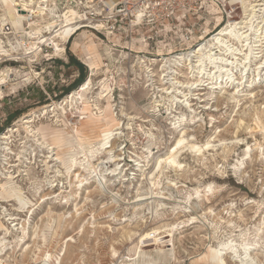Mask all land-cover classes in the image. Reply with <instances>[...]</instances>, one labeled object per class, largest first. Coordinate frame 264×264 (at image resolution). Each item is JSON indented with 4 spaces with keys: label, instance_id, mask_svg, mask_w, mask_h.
Returning <instances> with one entry per match:
<instances>
[{
    "label": "rangeland",
    "instance_id": "obj_1",
    "mask_svg": "<svg viewBox=\"0 0 264 264\" xmlns=\"http://www.w3.org/2000/svg\"><path fill=\"white\" fill-rule=\"evenodd\" d=\"M49 2L61 16L66 10L87 11L91 24L104 27L80 30L67 43L60 39L64 50L58 56L49 46L22 55L32 39L8 34L15 48L0 56L5 79L0 85V264H264V73L235 98L230 83L226 92L204 90L207 83L203 90L180 87L172 98L165 88L174 75L162 79L166 66L175 69L169 58L190 52L198 38L216 32L218 15L224 24L229 17L240 20V5L206 0L184 20L130 28L113 25L106 10L88 9L87 0L78 8L76 0ZM177 69L179 80L190 79L184 66ZM86 82L84 99L71 104L67 97ZM118 123V135L103 132ZM180 129L188 141L212 140L218 149L200 157L183 150L178 159L184 167L154 170L151 187L146 173L158 156L167 155ZM56 130L63 138L73 135L76 148L78 142L97 144L100 133L112 137L122 173L108 175L112 163L99 165L95 173L80 172L87 165L81 154L79 168L69 176L57 157L73 149L66 143L52 148ZM132 159L140 161L142 171ZM151 191L167 200L136 201ZM153 230L159 239L154 242L151 234L142 242ZM211 248L221 249L220 262L206 257Z\"/></svg>",
    "mask_w": 264,
    "mask_h": 264
},
{
    "label": "bare ground",
    "instance_id": "obj_2",
    "mask_svg": "<svg viewBox=\"0 0 264 264\" xmlns=\"http://www.w3.org/2000/svg\"><path fill=\"white\" fill-rule=\"evenodd\" d=\"M49 1L50 0H0V56L4 57L7 55H11L9 53L10 50H14L15 48L14 46H12V43L9 40L8 37L9 33H14V34L25 33L28 35L30 40L32 39L31 41L28 42V45H25L23 47L24 54L22 55L27 54V56L29 55L28 57H30L31 54L35 52L37 53V51L38 52L41 51L42 46H47V47L49 46L50 48L54 49V55L58 56V54H60L64 50V44L60 42V39L65 40L64 43H67L69 39H71L72 36L75 35V33H77L80 30L84 32L85 28L87 29L93 28L94 30L97 29L98 31L99 28L104 27L103 23L91 24V22L87 17V11L85 10L84 13H80V11L75 12V11L66 10L65 12L66 14L64 16L63 15L61 16L57 13L58 11H57L56 3L54 2L53 5ZM76 1H77V5H75L76 8H78L79 4H83L84 2V0H76ZM226 1H228L227 3L232 6L235 4L240 5V9L242 10V16L240 20L237 21L234 20L235 21L234 22L230 20L231 17H229V19L224 24L222 23L221 15H218L216 17L217 22L215 24L216 26L215 33H213L212 35L209 34L210 37H208L207 34L205 36H201L200 38H198L197 43L190 52L185 54H178L176 56L169 58L170 61L174 62V67L176 71H174L175 69L173 70L172 67H167V66L165 70H162V74H163L162 79H165V77L169 76V74L170 76L174 75V77L171 78L172 80L171 85L168 88H165V92L169 93L170 91V94H172L171 95L172 98L177 97V91H179L178 89H180V87L187 88L188 91H191L193 87L197 88L196 90L208 89L210 91L211 90L213 91L218 88L219 92H221L222 90H225L226 92L228 90L226 89V86L229 83L233 85L231 88V90H233L232 98H235V96H240L239 91L245 87V84L249 82V80L251 81V84H253V82L255 83V79L259 78L261 74L264 73V0H223V2ZM102 6H109L106 0H87V6L85 7L97 12L99 10L100 11L104 10L102 9ZM68 8L70 7L68 6ZM45 17L46 18L48 17V19L45 20ZM61 17H63V19L61 20V22H58L60 21ZM19 22H23L24 24L23 28H17L13 24ZM140 22L141 19L138 17L136 19V24H140ZM233 22L234 24L231 25ZM5 25L6 26L10 25L11 30L8 31L9 27L5 28ZM3 37L7 38L6 39L7 43L8 45H10L11 48H6L7 45L4 44V41L2 40ZM20 44L23 45L22 40L20 41ZM36 44L38 46H36ZM136 52L139 53L142 51L138 50ZM257 57H259V59L256 61ZM181 65L185 67L187 71V76L189 75L190 77L189 80L181 81L178 79L180 76V71H178L177 68L178 66L181 67ZM163 66L165 67V65ZM235 75H238V77ZM0 78L2 79V81L0 82L1 85L5 79L4 76H1ZM205 83H207V87H204L203 89L200 88ZM87 87H88V82L84 83L78 91L72 92L70 94V97L69 96L67 97L68 100L70 98V103L72 104V101L75 98L80 100L84 99V97L82 96L84 95V93H87V89H88ZM236 92L237 94H235ZM183 96L185 97L187 96V94L183 93ZM250 97L254 99L256 98V95L250 94ZM81 102L83 103V107L86 106L85 105L86 101H81ZM55 110H56L55 108L52 109V111ZM263 111L261 112V114L264 113ZM46 113L47 112H45V114ZM55 115H57V113H55ZM25 122H29V119L26 120ZM120 129L121 127H119V123H118L113 130H104L103 132H108V134H112L116 136L118 135V133H120ZM8 131H11V129ZM73 131L75 133L78 132L77 130H73ZM253 131H255V129L252 130V132ZM58 132H59L58 130L54 132L52 148L54 149L56 147H60L63 145V143H66L69 144V146L72 147L73 149V152H70L65 158L59 156L57 157L58 161L62 164V166H64L62 168L66 170L65 172L69 174V176L73 174V171L79 168V165L77 164L80 161L78 160V158L81 156V154L83 155L84 160H86V164H87L86 166L88 167L80 166L82 169V170L79 169L80 172L91 170L94 171L95 173L99 165L112 163L111 165H113L114 167L113 166L111 167L110 165L109 168L107 169L105 168L107 170L108 175L115 176L122 173L124 165H121L122 166V167L120 166L121 168L119 167L120 165L119 162L122 160V158L120 157L121 154H118L119 157L112 154V146H111L112 137L100 133L99 135L100 139L97 144H92L90 141L78 142L76 145L78 148H76L73 145L71 138H69V136H73V135H69L63 138V135H61ZM179 133L182 134L180 135V137H178L179 139H177L175 143L170 147V149L166 152L167 155L165 157L164 156H158L157 158L155 157L156 162L154 166L147 171L146 174L149 176L148 179L151 187L155 186L154 178H156L155 177L156 175L153 176L154 170L157 171V174H162V172L166 169V167L167 168L169 167L170 169L173 170L181 169L182 167H184V165L178 159V155L183 150L186 149V151H188V154H190L193 157L195 156L200 157L203 156L208 151H213L218 149L217 145L219 144L212 143L211 142L212 140H209L203 144H199L198 142L193 141L194 140L193 137H192L193 138L192 141H188L186 137V132L184 130L181 131L180 129ZM240 133L241 132L239 130L236 131L237 138ZM76 136L78 135L75 134L74 137L75 139ZM3 138H5L4 134H3ZM213 139H215V137ZM214 141L215 140H213V142ZM241 146L242 144L236 145V147L238 148H240ZM103 155H107V157ZM153 157L154 154H151V159ZM95 158L98 160L96 163L93 162ZM132 160L136 162L137 169L139 171H142L143 167L139 163L140 161L137 162L138 159H132ZM106 170L104 172H106ZM77 173L78 176L81 175V173L79 172ZM101 176L103 177L105 176V174H101ZM6 184L2 185L4 191H7L6 188H4ZM209 188L210 187H208V189ZM9 190H13V188L11 187ZM196 193H197L196 197L200 198L201 194L199 193V191H196ZM150 195L151 196L139 195L136 201L147 200L151 198L167 200L166 197L154 194L153 191L150 192ZM6 196H11V195L7 193ZM16 198L22 202V198L18 194L16 195ZM8 200H12V199H8ZM3 227H4L3 224L0 222V228ZM155 233L156 230H153L152 232H145L141 236L143 239L142 242H145L146 239H150L151 234H152L151 238L153 237L154 242L157 241L159 238H158V234ZM146 245L148 244H144V246ZM225 247L228 246L226 245ZM225 247L221 249L223 250L225 249ZM243 247L244 249H247L246 245H243ZM220 250L218 251L215 248H211L206 257L208 259H211L212 261L220 262L222 255V252H220ZM139 253L141 256L145 255L144 253H142V250H140ZM227 253L231 254L232 252L227 251ZM1 254L2 251L0 255ZM206 257H202L200 259H204ZM243 263L246 264L245 262Z\"/></svg>",
    "mask_w": 264,
    "mask_h": 264
},
{
    "label": "built area",
    "instance_id": "obj_3",
    "mask_svg": "<svg viewBox=\"0 0 264 264\" xmlns=\"http://www.w3.org/2000/svg\"><path fill=\"white\" fill-rule=\"evenodd\" d=\"M206 0H106L109 6L106 19H112L114 24H127L130 28L142 24L165 27L173 22L181 21L203 7ZM94 15V13L92 14ZM141 19L136 24L137 18ZM108 22V21H106ZM93 29V28H92ZM97 31V29H95Z\"/></svg>",
    "mask_w": 264,
    "mask_h": 264
}]
</instances>
